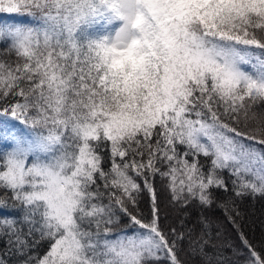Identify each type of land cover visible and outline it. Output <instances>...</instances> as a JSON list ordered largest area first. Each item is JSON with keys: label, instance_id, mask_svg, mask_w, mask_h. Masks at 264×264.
Returning a JSON list of instances; mask_svg holds the SVG:
<instances>
[{"label": "snow or ice", "instance_id": "obj_1", "mask_svg": "<svg viewBox=\"0 0 264 264\" xmlns=\"http://www.w3.org/2000/svg\"><path fill=\"white\" fill-rule=\"evenodd\" d=\"M247 197L264 199V0H0V264H240L213 209L264 264Z\"/></svg>", "mask_w": 264, "mask_h": 264}, {"label": "trees", "instance_id": "obj_2", "mask_svg": "<svg viewBox=\"0 0 264 264\" xmlns=\"http://www.w3.org/2000/svg\"><path fill=\"white\" fill-rule=\"evenodd\" d=\"M10 128L11 124L8 125ZM22 131V129H17ZM154 188L158 196V203L161 209V218H167V222H176L180 217L178 213L169 202L170 192L161 183L160 178L157 177L154 181ZM139 206L142 210L147 212L151 207V198L148 194L142 193ZM240 211L242 213L243 219L241 220V230L245 233L247 239L259 246L262 241H264V199L259 197L253 199L251 197L245 198L239 204ZM212 218V229L220 228L221 235L220 239H227L232 245H234L240 251L239 256H234L233 260H239L240 264H243V253L246 251L243 247L242 241L240 239L239 232L231 225L227 220L224 213L220 209H213L209 213ZM131 229H129V233ZM41 252L44 251L42 247ZM228 254L232 255L231 249L228 250Z\"/></svg>", "mask_w": 264, "mask_h": 264}]
</instances>
